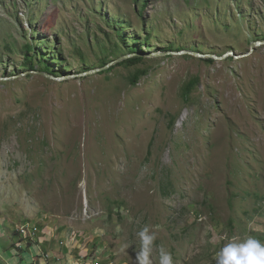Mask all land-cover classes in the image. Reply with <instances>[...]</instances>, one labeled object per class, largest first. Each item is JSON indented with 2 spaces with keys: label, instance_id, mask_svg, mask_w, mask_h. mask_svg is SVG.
<instances>
[{
  "label": "rangeland",
  "instance_id": "1",
  "mask_svg": "<svg viewBox=\"0 0 264 264\" xmlns=\"http://www.w3.org/2000/svg\"><path fill=\"white\" fill-rule=\"evenodd\" d=\"M95 262L264 264V0H0V264Z\"/></svg>",
  "mask_w": 264,
  "mask_h": 264
},
{
  "label": "water",
  "instance_id": "2",
  "mask_svg": "<svg viewBox=\"0 0 264 264\" xmlns=\"http://www.w3.org/2000/svg\"><path fill=\"white\" fill-rule=\"evenodd\" d=\"M261 44V42H254V43H252L251 44V47L253 48L254 46H259ZM252 51V50H251ZM232 53H228V54H225L224 56H222L223 58L224 57H226V56H228V55H231ZM153 55H156V54H153ZM196 56H198V57H200L201 55H199V54H196ZM129 56H124V57H122V58H119V59H117V60H114L113 62H111V63H108L106 66H104V67H102V68H99V69H95V70H92V71H89V72H84V73H82L80 76H87V75H89V74H92V73H97V72H100V71H103V70H105V69H107V68H109L110 66H112V65H114V64H117V63H119V62H122L123 60H125L126 58H128ZM212 58H216V57H212ZM46 77H50L49 75H45Z\"/></svg>",
  "mask_w": 264,
  "mask_h": 264
},
{
  "label": "trees",
  "instance_id": "3",
  "mask_svg": "<svg viewBox=\"0 0 264 264\" xmlns=\"http://www.w3.org/2000/svg\"><path fill=\"white\" fill-rule=\"evenodd\" d=\"M26 51L27 52H29V47H26ZM128 60H124V61H122L121 63L123 64V63H125V62H127ZM32 68V67H31ZM31 70H33V69H31Z\"/></svg>",
  "mask_w": 264,
  "mask_h": 264
},
{
  "label": "built area",
  "instance_id": "4",
  "mask_svg": "<svg viewBox=\"0 0 264 264\" xmlns=\"http://www.w3.org/2000/svg\"><path fill=\"white\" fill-rule=\"evenodd\" d=\"M23 232H24V231H23ZM23 232H22V233H23ZM33 235H35V233H33ZM94 264H97V263L95 262Z\"/></svg>",
  "mask_w": 264,
  "mask_h": 264
}]
</instances>
